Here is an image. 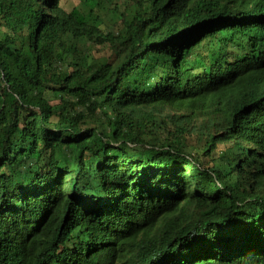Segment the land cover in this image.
Listing matches in <instances>:
<instances>
[{
    "label": "trees",
    "instance_id": "1",
    "mask_svg": "<svg viewBox=\"0 0 264 264\" xmlns=\"http://www.w3.org/2000/svg\"><path fill=\"white\" fill-rule=\"evenodd\" d=\"M236 2L0 0V264H264V146L220 100Z\"/></svg>",
    "mask_w": 264,
    "mask_h": 264
},
{
    "label": "clouds",
    "instance_id": "2",
    "mask_svg": "<svg viewBox=\"0 0 264 264\" xmlns=\"http://www.w3.org/2000/svg\"><path fill=\"white\" fill-rule=\"evenodd\" d=\"M247 4H248V2H247ZM247 4L245 2H243V0H241V2L238 4V0H237L236 3H232V6H233V8H235V7H237L236 5H239V7H237L238 11L236 12L235 17L241 18V19L243 18L242 20L244 22H247L248 28L253 29V32L250 35H248V43L246 44V48H249L248 51L251 53L250 54L251 56H254V55L258 56L259 64H260L259 65V67H260L259 71L260 72H259L258 78H256L254 83L252 84L253 88L251 89V91H256L257 93H259L260 97L264 100V89H263L264 88V46H263L262 42L255 40L254 35H255L256 31L250 25L251 20L249 19V14L247 12V10L249 8V4H248V6H247ZM241 7H245L246 10L244 13H247V16H245V14H243V10L241 9ZM229 12H230V10H229ZM238 14H240V15L237 16ZM224 20H225V18H224ZM224 31H226V33L228 34L230 29L225 30V28H224V30L220 32L221 38H222L223 49H224V40H223ZM231 34H234V32L232 30H231ZM254 52L256 54H254ZM225 54L226 53L224 52V58L222 61V65L224 68V72H223V76H222L223 87H222V89H220V94H221L220 100L222 101V103H223V105L227 111L229 119L232 121V123H234V125L235 124H240L242 126L245 125L246 128L250 127V129H252V131H251L252 134L255 135V137H257V138L253 137V138L247 139L248 144L252 146V150H261L262 147L264 146V140L260 139L261 137L264 136V107H260L261 105L255 106L252 103L254 98L250 99V98L244 97V98L240 99L239 95L233 93L234 85L237 84V82L235 83L234 81H235L236 77L238 76V73H235L232 77L228 75L229 83L231 85H230L229 89H226V84L228 81H227V78L225 75V62H226ZM230 58H232V57H230ZM232 83H234V84H232ZM236 98H239V99L236 101ZM236 112H238L242 115H239ZM258 144L261 147H259ZM203 229H204V232H205V234L209 240H211V238H213L216 235V232L213 228L209 229L204 225ZM37 246H38V243L35 240L34 233H33V234L29 235L28 237H25L22 239L20 244H18L16 246L15 253H19L21 255L27 256L29 251L30 250L34 251L37 248ZM117 257H118L117 259H119L121 262H123V264H127V263H124L127 260H129V263L132 264V261L130 259H127V257H129L128 255L122 254L121 256H117ZM19 261H21V259ZM45 261L46 260L42 259V263H39V264H46Z\"/></svg>",
    "mask_w": 264,
    "mask_h": 264
},
{
    "label": "rangeland",
    "instance_id": "3",
    "mask_svg": "<svg viewBox=\"0 0 264 264\" xmlns=\"http://www.w3.org/2000/svg\"><path fill=\"white\" fill-rule=\"evenodd\" d=\"M60 1L62 7L65 10H68L74 4V0ZM225 2L226 0H223L222 4L224 5ZM240 2L241 0H238V4ZM236 6L239 7V5ZM237 7L230 9V12L226 11V14L222 17L223 21L225 22L223 27L225 26V30L230 29L228 34L226 31L223 33V51L226 53L225 75L228 81L226 84V89H229L231 85L229 83L228 75L232 77L235 73H238V76L234 81L235 83L237 82V84L234 85L233 93L239 95L240 99L244 97L250 99L254 98L252 103L255 106L261 105L260 107H264V100L260 97L259 93L256 91H251L253 88L252 84L254 83L255 79L258 78L260 72L258 56H251V53L248 51L249 48H246V44L248 43V35L253 32V29H249L247 22H244L241 18H235V14L238 11ZM241 9L243 10V14L247 16V13H244L246 10L245 7H241ZM239 15L240 14L237 16ZM231 30L234 32V34H231ZM254 54L256 53L254 52ZM239 98H236V101ZM238 114L242 115L240 113ZM259 147L261 146L259 145Z\"/></svg>",
    "mask_w": 264,
    "mask_h": 264
},
{
    "label": "bare ground",
    "instance_id": "4",
    "mask_svg": "<svg viewBox=\"0 0 264 264\" xmlns=\"http://www.w3.org/2000/svg\"><path fill=\"white\" fill-rule=\"evenodd\" d=\"M264 89V88H263Z\"/></svg>",
    "mask_w": 264,
    "mask_h": 264
}]
</instances>
